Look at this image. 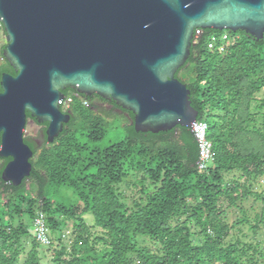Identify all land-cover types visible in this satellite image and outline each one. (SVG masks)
<instances>
[{"label":"trees","instance_id":"obj_1","mask_svg":"<svg viewBox=\"0 0 264 264\" xmlns=\"http://www.w3.org/2000/svg\"><path fill=\"white\" fill-rule=\"evenodd\" d=\"M204 31L176 78L190 90L198 121L208 124L213 165L199 170L191 129L137 132L131 112L110 101L103 108L107 100L97 95L85 99L86 106L70 91L66 97L74 102L62 111L72 119L59 137L49 143L39 136L41 146L25 137L34 152L29 178L18 187L4 182L11 159L0 158V264H43L46 251L53 252L52 264H264L260 244L232 236L243 226L257 234L264 224V213L253 224L245 208L254 211L260 201L264 210V191H258L264 179V40L239 32L240 40L221 54L207 47L208 35L221 32ZM5 73L17 75L0 60V84ZM103 115L127 118V136L93 148L106 135ZM124 186L134 187L137 197L128 198ZM62 188L74 194V205L50 198L49 190ZM230 209L243 215L233 224ZM40 213L54 247L30 235ZM69 229L75 235L70 245Z\"/></svg>","mask_w":264,"mask_h":264},{"label":"water","instance_id":"obj_2","mask_svg":"<svg viewBox=\"0 0 264 264\" xmlns=\"http://www.w3.org/2000/svg\"><path fill=\"white\" fill-rule=\"evenodd\" d=\"M0 23L17 73L0 84L2 180L18 187L33 171L28 114L53 143L72 119L67 89L131 112L137 132L192 129L199 112L176 74L196 30L264 40V0H0Z\"/></svg>","mask_w":264,"mask_h":264},{"label":"rangeland","instance_id":"obj_3","mask_svg":"<svg viewBox=\"0 0 264 264\" xmlns=\"http://www.w3.org/2000/svg\"><path fill=\"white\" fill-rule=\"evenodd\" d=\"M101 107L103 108H109L107 105H102ZM104 116V115H103ZM104 118H106L107 122H108V126L106 129V135L102 138V140L91 143L90 146L93 148H98V149H105L115 143H119L121 141H123L125 139V137L127 136V130L126 127L128 125V120L127 118H124L123 116L120 115H112L110 116V118H107L106 116H104ZM39 130L40 127L33 124L32 122H29L25 131H24V136L25 137H30L32 139H37L40 144L42 145L41 141L38 139L39 138ZM132 185V184H131ZM124 192L126 193V196L128 198H132L137 197L138 193L137 190L134 187H127L124 186L123 187ZM258 191L262 192L264 191V179L261 181L260 185L258 186ZM49 196L50 198L57 204H65V205H74L77 201L76 197L74 196V194L69 191L66 190L64 188L62 189H57V190H49ZM247 206H245V208L248 209V215L252 221L253 224L257 223V218L256 215H261L262 213H264V210L262 209V205L261 202L258 201L255 205H254V211L250 210L249 208V204H246ZM243 215L241 214L240 210L237 209H230V214H229V218H230V224H233V222H235L238 218H241ZM87 222L89 225H93L94 223V219L91 215L86 216ZM264 221V219H263ZM249 226H243L241 227V232L239 231V229L233 230L232 231V236H235L236 234L240 235V238H242L243 240H246L247 242H252L254 245L260 244V248H262L264 250V224L261 223L260 224V230L258 231L257 234H253L249 229ZM96 229H93V232L95 233ZM99 231V230H98ZM31 232V236L32 238L35 237V229H34V223L30 229ZM247 236V237H244ZM52 238V237H51ZM75 235L73 232V229H69L66 231L65 234V242L68 243V245L71 244V242L74 240ZM31 242V241H29ZM56 239L52 238V244L46 246V248L49 247H54L56 246ZM31 245L28 244L27 245V249L26 251H29L31 249ZM41 252H43V250H41ZM53 258V252H47L45 253V259L43 264H52L51 260Z\"/></svg>","mask_w":264,"mask_h":264},{"label":"built area","instance_id":"obj_4","mask_svg":"<svg viewBox=\"0 0 264 264\" xmlns=\"http://www.w3.org/2000/svg\"><path fill=\"white\" fill-rule=\"evenodd\" d=\"M205 35L203 29H198L195 32L193 42L198 44L199 40ZM240 40L239 35L230 33L228 31L221 33H211L207 38V47L211 52H217L221 54H226L230 51V48L233 44L237 43ZM74 102V98L65 97L62 100L60 106L69 108ZM86 106H89L88 102H84ZM208 124L205 122H199L193 124L192 132L195 135V138L199 145V160L197 166L200 171H207L214 163L216 159V153L214 151L213 143L208 138ZM34 229H35V239L44 245L48 246L52 244V238L48 231L46 215L40 213L34 220Z\"/></svg>","mask_w":264,"mask_h":264},{"label":"flooded vegetation","instance_id":"obj_5","mask_svg":"<svg viewBox=\"0 0 264 264\" xmlns=\"http://www.w3.org/2000/svg\"><path fill=\"white\" fill-rule=\"evenodd\" d=\"M213 30H210V32H212ZM7 43H6V33L4 31V28L2 27V24L0 23V48L3 50V55L2 57L0 58L1 62H6L8 63V61L6 60V58L4 57V49L6 47ZM70 91H74L72 89H67L64 91V94L66 96V93L70 92ZM75 92V96L78 97L81 101H85V99H92L94 100L95 98L92 96H86V95H82V94H79L78 92L74 91ZM96 103V101H95ZM107 103V106L110 108L112 106V104H110L109 101L106 102ZM90 105V104H89ZM63 108V107H62ZM29 122H32L33 124L37 125L40 127V130H39V136H41V139L42 141L45 139V137H47L46 135V131L48 129V124L47 123H38L35 119L31 118L29 115H28V123ZM28 125V124H27ZM65 128V127H64ZM41 141V143H42ZM35 142L41 146L40 142L35 139Z\"/></svg>","mask_w":264,"mask_h":264}]
</instances>
